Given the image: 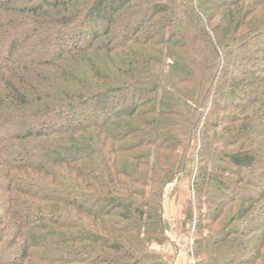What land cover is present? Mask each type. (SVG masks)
<instances>
[{
  "label": "trees",
  "instance_id": "1",
  "mask_svg": "<svg viewBox=\"0 0 264 264\" xmlns=\"http://www.w3.org/2000/svg\"><path fill=\"white\" fill-rule=\"evenodd\" d=\"M260 11L264 0H0V264H173L154 245L170 241L165 191L189 161L200 219L219 220L195 235L194 264H264Z\"/></svg>",
  "mask_w": 264,
  "mask_h": 264
},
{
  "label": "rangeland",
  "instance_id": "2",
  "mask_svg": "<svg viewBox=\"0 0 264 264\" xmlns=\"http://www.w3.org/2000/svg\"><path fill=\"white\" fill-rule=\"evenodd\" d=\"M208 7H206V10H204V16L206 15L210 17L209 19L213 21V23L210 25H216L219 26L222 22H220L219 18L216 15V9L211 8L207 10ZM233 8H230L226 11H231ZM221 12V10H219ZM218 12V14H219ZM260 15L258 16V19L264 18V12L260 11ZM227 14V12H226ZM204 18V17H203ZM226 18V17H224ZM249 21V23H248ZM248 25H250V19L247 20ZM259 23L257 21L255 24ZM210 30L212 31L213 26H208ZM217 28V27H216ZM235 28V27H234ZM233 28V31H234ZM190 29V28H189ZM230 29V30H229ZM232 28H218V37L221 38L224 36V33H230ZM191 32H195L194 30L190 29ZM232 31V32H233ZM213 33V31H212ZM198 43H202L199 41L196 37ZM200 43L198 45H200ZM143 94L142 96L144 98H147L149 96V92L147 88H143ZM140 95V94H138ZM163 139V138H159ZM201 146V145H200ZM199 146V147H200ZM195 143L192 146L191 152H190V160H193L195 163V167L197 165L198 161V152H194ZM195 153V154H194ZM35 158L39 157V154L36 153L34 155ZM194 168V165L189 163L187 164V170L183 174V176L180 178V180L170 184L167 186L164 196V203H163V218L166 222V226L168 229V237L169 240L166 245L160 247L154 245V248L156 250H159L166 254L167 256L171 257L173 259V264H194V260L192 258V249L194 247V238L197 233L203 234V236L211 235L212 233H216L219 231V220L216 221V223L207 226L208 223L202 221L199 217V214L201 211H205V209L208 208V206H203L202 204H199L200 199L203 197V190L198 188H195L196 192V198L194 197L193 193V179L190 175L189 170L191 168ZM194 178V177H193ZM193 205V206H192ZM100 207H104L103 204L99 205ZM106 208V207H105ZM192 210V215L194 217V221L190 222L188 220V211ZM224 210V214H228V207L222 209ZM204 223V224H203ZM202 224L203 226H206V230L199 229L198 225ZM218 233V232H217ZM234 242L233 237L229 236L228 239L225 240V242H222V245L220 244V250L225 253H229L231 250L234 251ZM231 251V252H232ZM209 252V251H208ZM246 254L245 251L239 250L235 254V260H238L239 258L244 257ZM234 260V259H233ZM222 264H229L227 263L226 258L223 259Z\"/></svg>",
  "mask_w": 264,
  "mask_h": 264
}]
</instances>
